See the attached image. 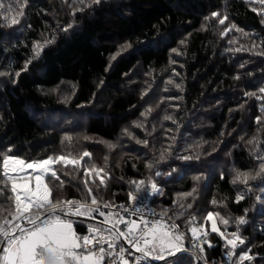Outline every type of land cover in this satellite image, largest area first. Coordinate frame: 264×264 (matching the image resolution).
<instances>
[{
  "label": "trees",
  "instance_id": "obj_1",
  "mask_svg": "<svg viewBox=\"0 0 264 264\" xmlns=\"http://www.w3.org/2000/svg\"><path fill=\"white\" fill-rule=\"evenodd\" d=\"M253 7L260 9L247 0H27L19 23L0 18V151L23 158L88 151L85 163L109 174L99 188L105 201L124 203L143 180L140 197L167 210L179 230L189 235L193 217L199 225L218 211L230 221L221 231L244 240L231 259L247 251L253 259L245 264H264V176L232 182L237 172L254 174L256 148L264 150V16ZM213 12L228 17L224 25ZM66 135L71 145L62 143ZM62 179L61 198H79L83 170ZM150 182L161 191L151 193ZM193 188L181 208L178 195ZM93 215L69 218L100 224ZM239 217L246 222L237 224ZM207 241L203 258L185 240L187 251L168 263H224L232 249L216 233Z\"/></svg>",
  "mask_w": 264,
  "mask_h": 264
},
{
  "label": "snow or ice",
  "instance_id": "obj_2",
  "mask_svg": "<svg viewBox=\"0 0 264 264\" xmlns=\"http://www.w3.org/2000/svg\"><path fill=\"white\" fill-rule=\"evenodd\" d=\"M79 2L83 4L84 0H79ZM99 2L100 0H91V3L94 4ZM247 2L258 3L260 9L253 7L252 11L264 16V0H247ZM26 6L27 0H9L8 3L0 0V18L15 25L24 15L23 9ZM211 16L219 17L221 25H224L228 19L227 16L220 17L218 12H213ZM261 22L264 23V19ZM234 28L236 26L232 25L224 34L226 35L227 31ZM236 30L242 32L240 29ZM242 34L247 35L243 32ZM47 43H51V41H47ZM181 43L184 42L181 41ZM43 47L44 45L41 44L34 47L36 56L40 54L39 50H42ZM173 52L180 54L176 49H173ZM260 54L264 55V53ZM26 68L27 64L25 70ZM19 74L16 73L17 76ZM0 75H4V73H0ZM169 82L171 83V81ZM176 87L179 88L180 85L177 84ZM259 91L264 93V87ZM249 95H255V93H249ZM151 111V108L146 110L147 113ZM142 115L145 114L142 113ZM164 119L170 120L172 117L165 116ZM256 122L261 123V118L257 117ZM136 126L140 127L141 125L137 124ZM72 140V136L66 135L62 143L67 142L68 145H71ZM137 143L147 146L146 140L137 141ZM248 143L254 147L257 146L258 137L254 136ZM107 146L110 149L115 147L112 144ZM91 156L90 152L83 151L79 155L62 152L46 157L23 158L13 154L11 148L0 151V264H105L106 261L107 264H129L125 254L131 255L130 249L141 253V258L151 257L167 262L169 257H176L177 253L187 251L184 247L186 234L179 231L180 225L175 222L169 223L163 218L167 214V210L161 213L159 219L149 220L143 215V208L136 206L141 199L140 193L147 190L141 187L145 181L133 182L135 190L128 193L131 207L123 204L114 205L110 201H105L99 193V188L106 187V178L110 177L105 168L97 167L94 163L90 166L85 163V158L91 159ZM164 158V152H161V159ZM189 158L184 157V159ZM256 159L259 161L258 170L254 174L252 172H237L236 178L232 181L234 184L240 182L246 185L249 180L264 176V150L258 147L256 148ZM105 160H107L106 157ZM146 166L149 169L153 167L152 164ZM81 169L85 179L83 180L84 187L77 189L81 194L80 197L57 198L54 193L63 191L65 183L62 176L79 172ZM156 175H160V173L157 172ZM57 182L59 183L57 184ZM150 190L153 194L161 191L156 183L152 182H150ZM195 191L196 189L193 188L190 192L179 194L176 203L184 208L185 205L182 201L193 196ZM5 193H8L6 196L7 208L4 205ZM242 199V196L236 197L237 202ZM211 203L216 205L217 201L214 199ZM114 207L119 208L120 211H111ZM191 207V204L187 205V208ZM102 208H107L109 211L105 213ZM5 212H7V216L4 215ZM94 213L104 219L100 224H88L86 233H78L74 227V221L69 217H86L94 220ZM153 215H155L154 212ZM209 221L210 232L205 227ZM229 222V219L221 215L220 212L209 211L204 217V222L199 225L195 224V217H193L189 221V224L193 226L188 231L191 233L193 242L200 240L201 237L206 238L211 233L218 234L225 240V246L232 249L228 253L231 259L236 255L235 249L244 244V240L238 232L232 233L229 238L224 231H221L219 225L227 226ZM236 222L244 224L246 221L244 217H239ZM125 243L129 246L128 248L124 246ZM205 243L212 247L207 240ZM193 246L200 248V251L203 252V247L200 244L194 243ZM252 259L253 257L247 251H242L236 264H245V261ZM137 264H139V259ZM176 264H179L178 260Z\"/></svg>",
  "mask_w": 264,
  "mask_h": 264
},
{
  "label": "built area",
  "instance_id": "obj_3",
  "mask_svg": "<svg viewBox=\"0 0 264 264\" xmlns=\"http://www.w3.org/2000/svg\"><path fill=\"white\" fill-rule=\"evenodd\" d=\"M113 204H114V205H121V204H123V205H125V206H129V207H131L128 198H127V200H126L124 203H119V202H117V203H113ZM136 206H137V207H142V208H143V215H144L147 219H149V220L159 219L160 216H161V213H158L157 211H155L154 209H152V208L148 205L147 200H146L145 198H141V199L137 202V205H136ZM102 209L109 210V209H107V208H102ZM111 211H113V212H117V211H120V209L114 207V208L111 209ZM153 212L155 213V215H153ZM121 214H123V215H127V214H125V213H121ZM133 218H136V217H133ZM163 218H164V220L168 221L169 223H172L171 220H170L168 217L164 216ZM208 230H209V232H210V229H208ZM179 231L185 233L183 230H179ZM185 234H186V233H185ZM214 234H215V233H211V234H210L208 237H206V238H205V237H201L200 240L195 241V242H193L192 237H191V234H189V235L186 234V239H185V240L187 241V243H188L190 249L192 250L191 252L196 253V254H198L201 258H203L202 255H201V253H200V248H198V247H194L193 244L196 243V244H200V245H201L205 240H208V239H210L212 236H214ZM121 243H123V241H121ZM124 246H125L126 248L129 247L126 243L124 244ZM105 247H107V245H105ZM130 251H131V253H132L131 255H128L127 253H126L125 255H126V258H131V259H132V262H133L134 264H137V260H138V259H139V264H144V263L147 261V258H141V256H142L141 253L135 252L134 249H130ZM224 258H225V259H224V263H221V264H236L235 261H233L232 259L229 258V255H228V254H226ZM106 262H107V261H106ZM203 264H210V263H207L206 261H203Z\"/></svg>",
  "mask_w": 264,
  "mask_h": 264
},
{
  "label": "crops",
  "instance_id": "obj_4",
  "mask_svg": "<svg viewBox=\"0 0 264 264\" xmlns=\"http://www.w3.org/2000/svg\"><path fill=\"white\" fill-rule=\"evenodd\" d=\"M59 198H61V195ZM86 226H87L86 224H82L80 222L74 221V227L76 228L77 232L80 234L86 233ZM105 264H107V262H105Z\"/></svg>",
  "mask_w": 264,
  "mask_h": 264
},
{
  "label": "rangeland",
  "instance_id": "obj_5",
  "mask_svg": "<svg viewBox=\"0 0 264 264\" xmlns=\"http://www.w3.org/2000/svg\"><path fill=\"white\" fill-rule=\"evenodd\" d=\"M56 196H57V198H59L60 197V193H59V191H57L56 193H54ZM109 210H104V212L105 213H107ZM155 260V259H154ZM160 264H170V263H168V261L167 262H164V263H160Z\"/></svg>",
  "mask_w": 264,
  "mask_h": 264
}]
</instances>
